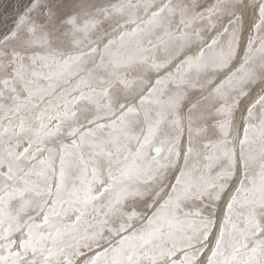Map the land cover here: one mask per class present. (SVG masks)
<instances>
[{
	"label": "snow or ice",
	"instance_id": "1",
	"mask_svg": "<svg viewBox=\"0 0 264 264\" xmlns=\"http://www.w3.org/2000/svg\"><path fill=\"white\" fill-rule=\"evenodd\" d=\"M0 264H264V0H0Z\"/></svg>",
	"mask_w": 264,
	"mask_h": 264
},
{
	"label": "bare ground",
	"instance_id": "2",
	"mask_svg": "<svg viewBox=\"0 0 264 264\" xmlns=\"http://www.w3.org/2000/svg\"><path fill=\"white\" fill-rule=\"evenodd\" d=\"M74 2V0H65V3L66 4H71V3H73Z\"/></svg>",
	"mask_w": 264,
	"mask_h": 264
},
{
	"label": "rangeland",
	"instance_id": "3",
	"mask_svg": "<svg viewBox=\"0 0 264 264\" xmlns=\"http://www.w3.org/2000/svg\"><path fill=\"white\" fill-rule=\"evenodd\" d=\"M5 6H7V5L5 4Z\"/></svg>",
	"mask_w": 264,
	"mask_h": 264
}]
</instances>
